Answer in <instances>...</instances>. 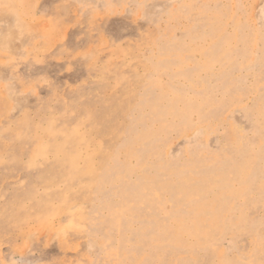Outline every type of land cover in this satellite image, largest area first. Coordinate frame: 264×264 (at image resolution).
Listing matches in <instances>:
<instances>
[{
  "label": "rangeland",
  "instance_id": "rangeland-1",
  "mask_svg": "<svg viewBox=\"0 0 264 264\" xmlns=\"http://www.w3.org/2000/svg\"><path fill=\"white\" fill-rule=\"evenodd\" d=\"M0 264H264V0H0Z\"/></svg>",
  "mask_w": 264,
  "mask_h": 264
},
{
  "label": "bare ground",
  "instance_id": "bare-ground-1",
  "mask_svg": "<svg viewBox=\"0 0 264 264\" xmlns=\"http://www.w3.org/2000/svg\"><path fill=\"white\" fill-rule=\"evenodd\" d=\"M67 153V152H66ZM149 155V154H148ZM108 157V156H107ZM163 158V157H162ZM102 159V158H101ZM199 160V159H198ZM114 163V162H113ZM174 163V162H173ZM176 164V163H175ZM6 165V164H5ZM95 168V167H94ZM78 170V169H77ZM111 172V171H110ZM49 173V172H48ZM150 173V172H149ZM72 175V174H71ZM99 178V177H98ZM170 179V178H169ZM127 180V179H126ZM225 180V179H224ZM34 181V180H33ZM81 181V180H80ZM181 182V181H180ZM195 182V181H194ZM196 182H197V180H196ZM87 183V182H86ZM221 183V182H220ZM43 184V183H42ZM84 184V183H83ZM53 187V186H52ZM185 187V186H184ZM130 190V189H129ZM144 190V189H143ZM49 192H51V190L49 191ZM48 192V193H49ZM137 192V191H136ZM184 192V191H183ZM185 193V192H184ZM105 194V193H104ZM152 196V195H151ZM152 198V197H151ZM56 199V198H55ZM163 199V198H162ZM44 200V199H43ZM178 200V199H177ZM68 201V200H67ZM44 202V201H43ZM62 202V201H61ZM134 202V201H133ZM156 203V202H155ZM186 203V202H185ZM138 204H140V203H138ZM153 205V204H152ZM55 206V205H54ZM104 207V206H103ZM158 207V206H157ZM113 209V208H112ZM111 210V209H110ZM145 210V209H144ZM143 210V211H144ZM35 211V210H34ZM157 211V210H156ZM155 211V212H156ZM51 213V212H50ZM5 215V214H4ZM49 216V215H48ZM86 217V216H85ZM104 217V216H103ZM126 221V220H125ZM102 223V222H101ZM108 223V222H107ZM161 225V224H160ZM92 230H93V228H92ZM121 236V235H120ZM161 238H162V236H161ZM160 247V246H159ZM130 257V256H129Z\"/></svg>",
  "mask_w": 264,
  "mask_h": 264
}]
</instances>
